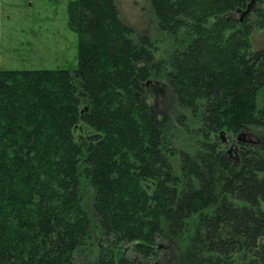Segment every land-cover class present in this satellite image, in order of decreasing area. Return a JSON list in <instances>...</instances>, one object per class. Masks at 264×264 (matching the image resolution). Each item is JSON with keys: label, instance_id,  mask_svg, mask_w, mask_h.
Wrapping results in <instances>:
<instances>
[{"label": "trees", "instance_id": "obj_1", "mask_svg": "<svg viewBox=\"0 0 264 264\" xmlns=\"http://www.w3.org/2000/svg\"><path fill=\"white\" fill-rule=\"evenodd\" d=\"M256 3L151 0L190 147L152 113L156 43L115 0L67 3L74 70H0V264H264V140H235L264 130Z\"/></svg>", "mask_w": 264, "mask_h": 264}, {"label": "rangeland", "instance_id": "obj_2", "mask_svg": "<svg viewBox=\"0 0 264 264\" xmlns=\"http://www.w3.org/2000/svg\"><path fill=\"white\" fill-rule=\"evenodd\" d=\"M115 1L122 21L132 26L137 34H146L156 43V75L147 93L149 96H146L152 113L160 120L172 146L190 147L192 137L175 119L174 100L166 88L164 68L161 66V58L172 45V37L159 30L151 0ZM68 2L69 0H0V70H74L78 65L77 33L67 26ZM249 3L251 11L259 5L256 0H249ZM235 16L243 18L241 11L236 12ZM249 16L251 21L256 18L254 14ZM249 39L254 49L264 48V26H255ZM84 131L87 132V129ZM79 133L83 134V131ZM260 133L261 135L254 128H244L239 131L238 139L235 140L252 142L257 141L258 137L264 140V130H260ZM235 145L233 140L228 143L229 147ZM129 248L128 252L131 254ZM93 250L91 254L89 251L76 252L75 263L93 264Z\"/></svg>", "mask_w": 264, "mask_h": 264}]
</instances>
